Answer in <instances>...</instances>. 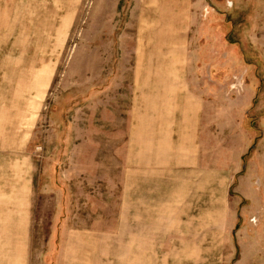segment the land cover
<instances>
[{
  "label": "rangeland",
  "instance_id": "1",
  "mask_svg": "<svg viewBox=\"0 0 264 264\" xmlns=\"http://www.w3.org/2000/svg\"><path fill=\"white\" fill-rule=\"evenodd\" d=\"M0 264H264V0H0Z\"/></svg>",
  "mask_w": 264,
  "mask_h": 264
}]
</instances>
